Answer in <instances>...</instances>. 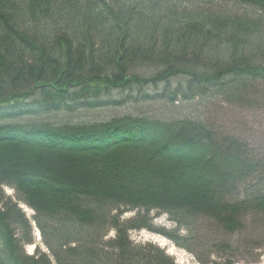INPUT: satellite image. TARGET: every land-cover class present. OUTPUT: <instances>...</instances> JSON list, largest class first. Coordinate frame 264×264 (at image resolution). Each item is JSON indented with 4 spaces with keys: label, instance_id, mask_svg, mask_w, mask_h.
<instances>
[{
    "label": "trees",
    "instance_id": "1",
    "mask_svg": "<svg viewBox=\"0 0 264 264\" xmlns=\"http://www.w3.org/2000/svg\"><path fill=\"white\" fill-rule=\"evenodd\" d=\"M194 100L264 107V0H0V264H177L134 231L256 263L264 148L200 116L80 119Z\"/></svg>",
    "mask_w": 264,
    "mask_h": 264
},
{
    "label": "rangeland",
    "instance_id": "2",
    "mask_svg": "<svg viewBox=\"0 0 264 264\" xmlns=\"http://www.w3.org/2000/svg\"><path fill=\"white\" fill-rule=\"evenodd\" d=\"M209 105L201 100L191 102H180L168 104L165 102H142L137 105H127L115 109H106L97 112H88L81 114L82 121H105L112 117H120L126 115L146 116L154 119L172 120L179 118H197L205 117L212 119V122L221 128L229 129L247 138L258 148H264V107L257 109H233L222 103H212ZM215 110V111H214ZM213 111V113H212ZM210 117V118H209ZM10 196H14V191L5 188ZM25 207V206H23ZM28 216L32 219L33 211ZM134 213H127L124 219L132 217ZM156 228L173 229L175 225L168 220L167 217H156L154 220ZM113 234L110 235L112 237ZM131 239L136 244L154 243L165 249L168 255L172 256L177 264H200L196 258L185 250L177 248L167 238L148 231H134L131 233ZM40 242L41 239L37 238ZM36 246H28L27 252L33 254ZM254 263L249 257L239 256L235 264H264V250L260 252V256Z\"/></svg>",
    "mask_w": 264,
    "mask_h": 264
},
{
    "label": "bare ground",
    "instance_id": "3",
    "mask_svg": "<svg viewBox=\"0 0 264 264\" xmlns=\"http://www.w3.org/2000/svg\"><path fill=\"white\" fill-rule=\"evenodd\" d=\"M91 122H92V121H91ZM23 208H24V211L27 213V215H28V216H31L30 213H31L32 211H31L30 209H28L27 207H23ZM32 216H33V215H32ZM36 236H37L38 239H40V236H41V235H40L39 231L37 232Z\"/></svg>",
    "mask_w": 264,
    "mask_h": 264
},
{
    "label": "water",
    "instance_id": "4",
    "mask_svg": "<svg viewBox=\"0 0 264 264\" xmlns=\"http://www.w3.org/2000/svg\"><path fill=\"white\" fill-rule=\"evenodd\" d=\"M40 239H41V236H40Z\"/></svg>",
    "mask_w": 264,
    "mask_h": 264
}]
</instances>
